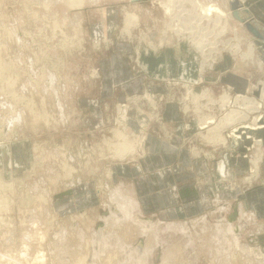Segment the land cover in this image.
I'll return each instance as SVG.
<instances>
[{
    "label": "rangeland",
    "instance_id": "rangeland-1",
    "mask_svg": "<svg viewBox=\"0 0 264 264\" xmlns=\"http://www.w3.org/2000/svg\"><path fill=\"white\" fill-rule=\"evenodd\" d=\"M212 3L225 7L228 15L217 20L215 11L207 13L203 7ZM188 19L195 20L197 27L191 26L196 33L214 26L202 34L211 47L201 48L202 42L193 39ZM120 41L134 46L129 59L135 74L143 69L141 47L160 52L186 46L195 54L197 77L161 79L168 86L165 91L146 90L123 102L104 99L101 64ZM251 41L257 45L234 19L230 0H0V264H264V258L254 255L256 246L247 233L224 212L172 226L148 225L133 203L119 204L110 193L114 164L135 162L143 153L146 132L164 131V110L170 103L196 122L186 141L189 147L221 158L220 151L251 140L245 157L250 174V159H261L260 174L264 140L252 131H257L253 124L264 126V68L249 58ZM255 52L253 58H259ZM228 56L231 68L236 66L248 82L245 91H237L216 69ZM226 95L232 101L222 107ZM240 95L260 101V107L255 105L259 124L248 125L252 115L246 117L244 110L225 122L238 109L233 105L241 103ZM95 102L101 111L97 124L84 119ZM242 107L249 111L252 106ZM237 117L249 120L241 124L249 137L239 133L241 140L231 138L234 126L229 124ZM210 118L213 122L204 127L203 120ZM220 123L226 124L222 137L227 147L210 133ZM117 129L128 146L113 143ZM254 137L261 146L257 141L249 151ZM15 147L22 151L20 164L12 157ZM90 189H103L101 203L70 205L79 199L76 190L82 198ZM119 206L124 215L116 212Z\"/></svg>",
    "mask_w": 264,
    "mask_h": 264
},
{
    "label": "crops",
    "instance_id": "crops-1",
    "mask_svg": "<svg viewBox=\"0 0 264 264\" xmlns=\"http://www.w3.org/2000/svg\"><path fill=\"white\" fill-rule=\"evenodd\" d=\"M245 2L257 23L264 29V0ZM115 22H111L112 27L116 26ZM256 42L264 63V42ZM140 49L143 69L135 74L129 59L134 46L127 41L115 43L114 50L101 64V95L104 99L123 102L129 95L146 90L165 91L168 86L161 79L181 75L189 79L197 77L195 54L186 46H170L160 52L146 47ZM229 58L225 57L224 63H220L216 69L218 73L226 74L222 78L237 91H245L248 82L234 69L236 66L234 70L231 68ZM100 112L95 102V107L84 119L93 124L100 123ZM163 119L164 131L146 132L143 153L135 162L114 164L111 171L113 184L109 186L112 188L111 199L119 204L127 201L128 205L129 202L133 203L137 207V215L148 225L158 223L172 226L212 212H224L233 225L247 233L255 249L263 253L264 157L260 174L249 181L246 176L248 173L251 175V167L245 157V146L251 140L239 141L237 147L220 151L221 158H214L213 153L202 155L198 147L186 144L197 125L195 121L183 117L177 104L170 103L165 107ZM128 120L137 121L130 116ZM252 134L264 140V130L252 131ZM15 150L17 152L11 150L12 157L14 162L19 163L22 151L20 153L16 147ZM116 189L120 196L114 192ZM103 192V189H90L86 195L88 199L85 195L81 198V192L76 190L74 195L79 196V199H72L70 205L77 206L88 201L101 203ZM123 211L126 212L120 206L116 208L120 215L125 214ZM130 211L128 206V213ZM109 213V210L106 211V214Z\"/></svg>",
    "mask_w": 264,
    "mask_h": 264
},
{
    "label": "bare ground",
    "instance_id": "bare-ground-1",
    "mask_svg": "<svg viewBox=\"0 0 264 264\" xmlns=\"http://www.w3.org/2000/svg\"><path fill=\"white\" fill-rule=\"evenodd\" d=\"M74 2H76V1H74ZM77 2H79V1H77ZM82 2V1H81ZM166 7V9H168L169 10V8H170V6H169V3H167V5L165 6ZM203 9L207 12V13H211L212 14V12H216V18H217V20H222V19H224L225 18V16L226 15H228L227 13H226V11H225V7H222V6H220L219 4H217V3H212V4H210V5H208V7H203ZM167 10V11H168ZM132 17H133V15L131 14V15H129V16H127V22L129 23V21L131 22V20H132ZM226 20V19H225ZM248 31V30H247ZM234 32V37H241V35L240 34H238V32H237V30H234L233 31ZM249 44H248V54H249V58L250 59H252V60H254V62L255 63H257L258 64V66H260L261 68H264V63H263V61H262V59H260V57L259 58H256V55H255V57L253 58V56H254V54H256V52L255 51H257V48H258V46L254 43V42H248ZM237 44H240V43H237ZM241 45V44H240ZM233 47V46H232ZM235 48V47H234ZM237 51L239 52L240 50L239 49H237ZM243 53V52H242ZM248 54H244L245 56H247ZM243 55V54H242ZM202 69L204 68V65H202V67H201ZM175 77V76H174ZM175 82H177V81H175ZM187 86V85H186ZM241 96V95H240ZM263 96H264V91H263ZM239 97V96H238ZM221 99H223V101H222V104H221V106L222 107H226V106H228L230 103H231V97H230V95L228 96V95H226V96H224V97H222ZM241 99H243L244 101H242L243 103L241 104L242 106L244 105V104H249L250 105V107H251V109L249 110V111H244V114H245V116L246 117H249V116H251L253 113H255V109H257V108H259L260 107V101L258 102L257 100H255V99H252V98H249V97H247V96H242V98ZM240 103V102H239ZM263 104V103H262ZM255 105H259V107H256ZM247 106V105H246ZM262 107V106H261ZM122 108V107H121ZM258 110V109H257ZM241 113H242V110H234V111H230L227 115H226V117H225V122L227 123V122H232V118L234 117H236V116H238L239 114L241 115ZM256 118L255 119H260V115L259 116H255ZM238 118V117H237ZM244 119V118H243ZM246 119V118H245ZM213 118H210L209 120L208 119H206L205 121L203 120V122H202V124L204 125V127H205V124L207 125V126H209L208 125V123H211V121L213 122ZM234 120V119H233ZM241 120V119H240ZM38 121V120H37ZM237 121V120H236ZM222 122V121H221ZM36 123V122H35ZM35 123H33L32 122V124L33 125H37V124H35ZM255 123V122H254ZM228 124V123H227ZM231 125H233V124H229V126H231ZM253 125H255V124H253ZM225 126H226V124H222V123H220V125L218 124V125H216L215 127H213L211 130H210V133H212L214 136H219L221 139H222V145H225L226 147H227V144H228V140L226 139V138H224V137H222V133H223V131H224V129H225ZM260 129H262V128H264V126H260L259 127ZM259 128H257V127H255L254 128V130H260ZM119 133H120V131L117 129V130H115V132H114V137H115V139H114V142L113 143H115V144H118V145H120L121 147L123 146V145H125V146H128V139L125 137V136H123V135H119ZM209 133V134H210ZM122 134V133H121ZM237 136V135H236ZM116 137H118L117 139H116ZM210 139V138H209ZM218 139V138H217ZM215 139H213V141H214ZM212 141V140H211ZM218 141V140H217ZM257 142V141H256ZM261 141L260 140H258V142H257V144H258V146H261V143H260ZM220 143V142H219ZM114 145V144H113ZM117 146V145H116ZM119 147V146H118ZM119 149V148H118ZM259 149V148H258ZM6 150V149H5ZM122 152V151H121ZM121 154V153H120ZM9 159V158H8ZM261 160V159H260ZM260 160H259V158L255 161L256 163H253L254 164V167L252 168V173H251V175L248 177V179L250 180V179H252V178H254L255 176H256V174L258 175V173H259V171H257V170H259V168H258V162H260ZM0 185H1V183H0ZM252 251H253V253L255 254V256L258 258V259H263L264 257V254L262 253V251H260V249H255V248H252ZM250 252V251H249ZM263 257V258H262ZM258 262V261H257Z\"/></svg>",
    "mask_w": 264,
    "mask_h": 264
},
{
    "label": "built area",
    "instance_id": "built-area-1",
    "mask_svg": "<svg viewBox=\"0 0 264 264\" xmlns=\"http://www.w3.org/2000/svg\"><path fill=\"white\" fill-rule=\"evenodd\" d=\"M188 21H189V23H190V30H191V32H193V39L196 41V42H202V46L203 47H201V48H204V47H207V46H210L211 47V45L207 42L208 41V39L207 38H205L202 34L204 33L203 31H208V29L210 30V29H212V27L214 28V26H212V24L210 25L209 24V26L207 27V28H204L203 29V31L202 32H200V33H196V31H195V29H193L192 28V24H193V26H195V27H197V25H195V20H193V19H188ZM214 25V24H213ZM204 52H205V50H204ZM242 97V96H241ZM254 99V98H253ZM237 100H239L238 99V97H237ZM256 100V99H255ZM241 101V103H239L238 101L237 102H235L234 103V105H233V107H237L238 109L237 110H246V109H244L242 106H241V104H242V101H244V100H240ZM258 112L259 111H257V112H255V113H253L252 114V119L250 118L249 120H251L250 122H248L249 124L248 125H251L252 124V122L254 123V122H258V124H259V121H260V119L258 118L257 120H255V116H257L258 115ZM249 120H239V118H238V121L235 123V124H233V128H234V130H232V139H233V137L234 136H239L240 138H239V140H241L242 139V135H239V133H244V135L246 134L247 135V137H249V135H248V133H247V130H248V128H246V126H241V124L242 123H244V122H247V121H249ZM239 123H240V125H239ZM236 126V127H235ZM253 126H255V127H257V128H259V125L257 126L256 124L255 125H253ZM232 128V127H231ZM238 133V134H237ZM245 135V136H246ZM230 136H231V134H230ZM258 140H260L261 141V139H258V138H256L255 139V137L253 138V144H252V147H249V148H251V149H249V151L250 150H253L254 148V143L256 144V141H258ZM258 148V147H257ZM250 161H251V163L253 164L254 163V161H253V159L251 158L250 159ZM251 164V165H252ZM254 167V165L252 166V168Z\"/></svg>",
    "mask_w": 264,
    "mask_h": 264
},
{
    "label": "water",
    "instance_id": "water-1",
    "mask_svg": "<svg viewBox=\"0 0 264 264\" xmlns=\"http://www.w3.org/2000/svg\"><path fill=\"white\" fill-rule=\"evenodd\" d=\"M230 8L234 19L242 23L254 39L264 42V29L257 23L252 12L245 7L242 0H230Z\"/></svg>",
    "mask_w": 264,
    "mask_h": 264
}]
</instances>
